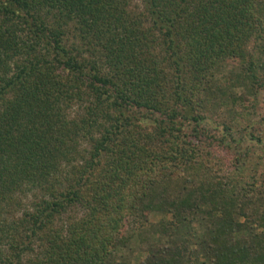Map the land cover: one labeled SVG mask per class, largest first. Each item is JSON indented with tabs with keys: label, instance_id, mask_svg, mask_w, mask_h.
Instances as JSON below:
<instances>
[{
	"label": "trees",
	"instance_id": "trees-1",
	"mask_svg": "<svg viewBox=\"0 0 264 264\" xmlns=\"http://www.w3.org/2000/svg\"><path fill=\"white\" fill-rule=\"evenodd\" d=\"M133 3L0 0V264H109L137 212L206 226L203 263L140 264H264V179L238 193L203 146L235 141L204 126L219 69L264 90V1Z\"/></svg>",
	"mask_w": 264,
	"mask_h": 264
},
{
	"label": "rangeland",
	"instance_id": "rangeland-1",
	"mask_svg": "<svg viewBox=\"0 0 264 264\" xmlns=\"http://www.w3.org/2000/svg\"><path fill=\"white\" fill-rule=\"evenodd\" d=\"M141 2L142 0H134L132 7H140ZM72 36L70 32V37ZM76 41H79V38ZM259 51V46L251 47L256 62L258 56L262 55ZM261 57L264 62V56ZM238 73L239 70L234 64L227 65L216 73V81L226 95L222 96L224 98L222 106L214 101L208 104L210 111L208 119L204 122L205 127L216 131L217 137H223L227 132L234 133L235 141L229 139L231 149L228 150L215 139L207 140V144L204 143L203 146L206 149L207 145V150L214 154L209 158L205 155V159L212 160L216 164L215 169L221 171L220 174L225 172L230 175L235 181L236 191L242 193V187L246 186L247 182L261 183L264 179V90L251 84L246 88L245 84L237 82L235 76ZM227 138L231 137L227 134ZM168 219L159 213L144 215L140 212L127 218L123 229L125 244L114 250L108 260L109 264H140L149 254L165 246L184 247L185 253L192 256L190 263L195 262L193 256H199L198 260L203 263L201 238L206 230L205 222L186 221L167 232L168 229L164 230V227L167 228ZM235 219L241 223L246 222L244 217L238 215ZM253 219L250 217L252 226ZM249 235L250 231L247 230L236 233L235 238L245 240Z\"/></svg>",
	"mask_w": 264,
	"mask_h": 264
}]
</instances>
